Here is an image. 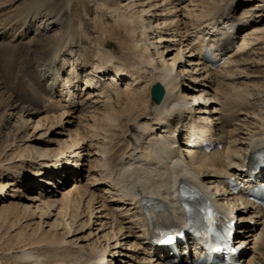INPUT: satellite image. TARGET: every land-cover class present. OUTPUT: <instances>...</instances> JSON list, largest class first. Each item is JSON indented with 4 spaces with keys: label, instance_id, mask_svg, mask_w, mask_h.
I'll list each match as a JSON object with an SVG mask.
<instances>
[{
    "label": "bare ground",
    "instance_id": "6f19581e",
    "mask_svg": "<svg viewBox=\"0 0 264 264\" xmlns=\"http://www.w3.org/2000/svg\"><path fill=\"white\" fill-rule=\"evenodd\" d=\"M128 1L87 4L108 19L117 35L124 32L130 42L121 49L124 55L108 49V42L99 44L98 35L67 31L33 64L43 93L33 91L40 105L21 110L18 130L41 134L22 140L27 156L10 157V165L2 166L8 181L0 184V204L10 188L34 192L16 196L26 203L12 209L20 210L24 227L40 220L36 232L41 238H29L12 257L21 264H168L178 259L188 264L199 254H186L190 241L176 243L172 250L178 254H171L155 239L162 227L183 228L176 191L186 185L218 207L223 218L236 219L238 260L264 264V206L249 201L243 189L229 188V179L245 186L264 184V161L249 172L250 157L264 156V0ZM68 3L29 0L16 17H1L2 43H15L19 33L27 36L23 26L37 6H63L58 19L63 25L69 20ZM4 4L0 16L9 12ZM47 16L46 22L53 21ZM16 24H22L20 32L13 29ZM233 25L239 27L231 34ZM205 49L216 56V67L204 61ZM156 83L164 90L160 103L148 95ZM2 93L4 112L15 111L18 106L0 83ZM55 127L62 133L46 139ZM202 144L213 147L203 152ZM53 145L57 149L49 153L43 149ZM80 168H87L84 185ZM32 177L44 178L42 185L34 187ZM142 202L152 206L149 214H143ZM85 230L86 237L67 241ZM42 239L50 242L41 244Z\"/></svg>",
    "mask_w": 264,
    "mask_h": 264
},
{
    "label": "rangeland",
    "instance_id": "374dc122",
    "mask_svg": "<svg viewBox=\"0 0 264 264\" xmlns=\"http://www.w3.org/2000/svg\"><path fill=\"white\" fill-rule=\"evenodd\" d=\"M114 1L116 5H126L129 2L128 0ZM0 2L2 4H4L5 2L4 5L9 8V14H5L7 16H0V19H2L4 17H16L20 12L24 11L29 0H0ZM88 3L89 0H69V15L67 17L69 18V20L65 19L63 25L58 22L59 17L65 12V8L63 6H57L54 8V10H50V8H46L43 5H41L42 7L37 6V8L33 9L28 16V19L31 20V22H28L25 26H23V28L27 27L29 29V32L27 33V36L25 38L21 37V34L19 33V39L17 41H14L15 43L9 41H5V43H2V40L0 39V83L3 85L4 91L6 93L8 91L9 95L13 97V101L15 102L14 106H18L15 111L8 112L9 114L13 115L11 117H8V113L4 112L7 106L6 96L3 93L2 95H0V184L2 182L8 181L7 178L5 179L6 172L4 168H2V166L10 165V157L16 158L17 156H27L21 147L23 144L22 140H24L26 136H31L29 138H34L36 140L41 134V132L34 134L31 132V130L28 129H23L22 131L18 130V119L23 114L21 113V110L24 108H33L35 110H38V106L40 105L38 104L40 97L37 98L36 96H34L33 91L39 90L41 94L43 93V88L38 84V72L36 73L32 69V67H35L33 65L34 62L38 59L44 58L47 50L52 48V46L60 41L67 31L71 34L73 32L75 35H82V37L86 36L92 38L93 36L98 35L97 40L99 41V44L108 42L107 48L115 49V51H117L119 55H124V53L122 54L121 49H123L125 45L130 43L123 36V31H120L119 35H117L118 32L116 31V29L109 26L110 23L108 24V19L102 20L100 15L98 13L96 14V11H94V6L87 7ZM49 13L54 17L53 21H50H52V23H56L55 27L52 25V23H48L50 21L46 22V19L48 18L47 14ZM85 17L92 19V21L94 22L88 23L84 19ZM103 21L105 22V25H102ZM21 25L22 24L14 25L15 28L13 29H15V31L17 32L19 31V27ZM150 29L152 30V28ZM115 31L116 34L114 33ZM7 38H5V40ZM173 54L175 55V52L170 54V58H168V60L174 57ZM170 63L171 62H169V64ZM148 95L150 96V90L148 92ZM32 96H34L35 98H32ZM43 116L44 114H41V116L33 120L34 124L37 119ZM23 119L25 118L23 117ZM46 125L47 128L50 126V124L48 125V123ZM72 129H75V127H73ZM63 132L66 133V131ZM56 133H62V131H60L59 128L55 127L53 133H47L46 135H44V137H47L46 139H55L56 135L54 134ZM64 138L65 137H63L62 140H65ZM43 149L48 150L49 153L50 150H56L57 148L53 145L49 148ZM51 155L53 156V154H50V156ZM80 169H83L82 171H79V174H81L84 178L82 181V184L84 185L86 184L88 177V174L85 172L87 168L85 169V171L84 168ZM32 178L34 187L42 185V181L44 180V178ZM70 186L72 187V185L69 184L66 189H70ZM11 191L12 188L7 190L8 198L3 204H0V264H21L17 257H12V255L14 254H11V252L20 251V247L28 244L33 236L35 237V239L38 238V240H40L39 238H41L39 237V233L36 232V226L40 220L35 219L27 222V226L24 227L25 223L21 219L22 216L20 210L16 211L12 209L14 208L15 204H18L20 206L26 203V201L17 199L16 196H19V194L21 196H30L33 195L34 192L24 193L23 191L19 193H13ZM12 195L14 196V199L10 197ZM60 198L61 196L58 197V199ZM53 220L54 219H51L49 223H51ZM41 221L44 222L47 220L42 219ZM77 225H74V228L72 227V229H75ZM43 229L44 231L48 230V228H45L44 226ZM76 233L77 235L68 238L67 241L74 242L78 237H86L88 235V231L86 230L77 231ZM58 234L62 235L64 234V231L62 230ZM54 239L55 238H53V240ZM48 242H50V239L41 240V244H45ZM88 243L89 242H85L82 243V245L86 246ZM8 249L10 250L8 251Z\"/></svg>",
    "mask_w": 264,
    "mask_h": 264
},
{
    "label": "water",
    "instance_id": "95a60500",
    "mask_svg": "<svg viewBox=\"0 0 264 264\" xmlns=\"http://www.w3.org/2000/svg\"><path fill=\"white\" fill-rule=\"evenodd\" d=\"M150 93H151V99L155 103H160L163 98L164 90L163 87L159 83H157L154 86H152Z\"/></svg>",
    "mask_w": 264,
    "mask_h": 264
}]
</instances>
